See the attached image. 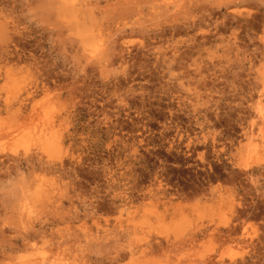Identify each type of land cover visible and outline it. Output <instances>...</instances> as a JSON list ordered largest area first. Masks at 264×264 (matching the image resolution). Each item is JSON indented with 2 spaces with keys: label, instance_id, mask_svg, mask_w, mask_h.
Here are the masks:
<instances>
[{
  "label": "rangeland",
  "instance_id": "obj_1",
  "mask_svg": "<svg viewBox=\"0 0 264 264\" xmlns=\"http://www.w3.org/2000/svg\"><path fill=\"white\" fill-rule=\"evenodd\" d=\"M0 264H264V0H0Z\"/></svg>",
  "mask_w": 264,
  "mask_h": 264
},
{
  "label": "bare ground",
  "instance_id": "obj_2",
  "mask_svg": "<svg viewBox=\"0 0 264 264\" xmlns=\"http://www.w3.org/2000/svg\"><path fill=\"white\" fill-rule=\"evenodd\" d=\"M25 243V242H24ZM27 243V242H26ZM23 245V244H22ZM27 245V244H26ZM25 246V245H24ZM8 253V252H7ZM3 256V255H2Z\"/></svg>",
  "mask_w": 264,
  "mask_h": 264
}]
</instances>
